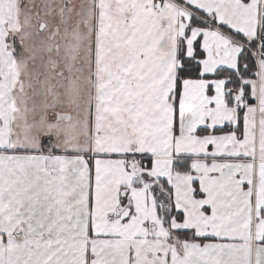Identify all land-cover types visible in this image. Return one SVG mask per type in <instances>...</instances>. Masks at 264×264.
Instances as JSON below:
<instances>
[{
  "label": "snow or ice",
  "instance_id": "snow-or-ice-1",
  "mask_svg": "<svg viewBox=\"0 0 264 264\" xmlns=\"http://www.w3.org/2000/svg\"><path fill=\"white\" fill-rule=\"evenodd\" d=\"M0 264H264V0H0Z\"/></svg>",
  "mask_w": 264,
  "mask_h": 264
}]
</instances>
